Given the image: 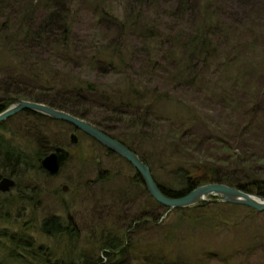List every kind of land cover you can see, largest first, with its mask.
<instances>
[{"label":"rangeland","instance_id":"obj_1","mask_svg":"<svg viewBox=\"0 0 264 264\" xmlns=\"http://www.w3.org/2000/svg\"><path fill=\"white\" fill-rule=\"evenodd\" d=\"M126 1L73 0L70 5L74 19L71 29L73 46L68 55L70 60L65 64L62 59L59 64L54 63L51 68L46 67L45 72L50 74L51 71L52 76L61 74L57 81L60 88L66 86L70 88L71 83L77 81L94 85L97 92L87 93L82 90V102L76 105L81 112L86 111L84 121L94 128H102L108 136L132 147L139 157L150 159L158 175L156 163L169 160L167 157L169 154L165 150L173 141V134L169 133L171 124L164 121L149 128H145L142 123L136 125L134 120L136 112L126 110L118 104V99L126 94L129 84L133 83L141 91L155 90L167 93L172 101L168 107L169 111L177 110L178 104L183 103L204 113L199 119L197 118L198 126L194 123L190 125L192 135L198 138L222 137L223 135L220 134L224 132L221 128L224 129L225 124L231 120L218 113L212 105L215 101L214 97L201 87L205 86L213 90L214 85L219 83L218 87L222 86L229 90L231 84L244 82L242 74L243 72L247 74L251 62L254 63V70L252 69L250 74L253 81L258 82L259 74L264 81V51L258 46L254 51L253 48L246 49L249 55L242 57L245 62H237L231 66L229 59L226 58V45L221 41L220 52L209 59L207 66L196 64V69L186 72L185 79L178 80L172 74L174 67L171 65L177 63L182 55L179 53L177 59L167 58V51L163 52V49L159 48L158 39L150 41L134 33L124 37V42L120 43L121 47L117 52L124 60V64L119 72L117 74L100 72L96 69L97 62L90 61L97 54V50L102 52L106 48L112 50L115 47L113 41L116 40L119 31L113 22L97 21L95 8L102 7L106 13L122 21L125 16ZM263 8L264 0H233L231 6L223 11L225 14L232 11L241 17L250 15L249 20L254 16L259 17L260 14H257L259 12L264 20ZM7 16L8 12L3 18L0 16V22H3ZM161 16L159 13L150 16L153 21L154 19L161 21V25L157 24L160 26L159 29L162 27L161 35L167 37L177 29H181L183 33L188 30L185 22L177 23L176 19L169 17H162L161 20ZM167 27L172 31L166 33ZM185 40L179 39L178 43L184 45L183 43L187 42ZM241 42H245V39L243 38ZM2 52L1 50L0 53ZM11 57L6 58L5 55L0 54V95L10 91L19 92L22 89L15 87L16 82L23 84L26 79L25 76H16L13 72H4L5 66L16 65L17 60ZM148 58L151 62L160 63L165 69L153 71L147 68ZM188 74L193 78L196 76L199 81L191 85L192 79H187ZM7 78L11 79L9 83ZM252 87V92L262 89L259 82L252 83ZM57 92L61 90L58 89ZM47 94L49 92L44 93ZM162 118L165 119L164 116ZM1 128L3 142L8 146L21 148L29 156L41 151L48 152L56 145L69 151L73 162H67L60 174L54 178H48L45 174L37 178L30 171H26L23 179L18 181L14 179L19 189L16 188L9 195H0V218L1 216L6 218L5 221L0 222V264H45L43 259L47 258L42 256L46 254L48 258L51 257L50 264H56L59 258H64L65 261L66 258L63 256L68 253L67 239L61 237L49 239L40 232L41 222L56 216L72 225L74 244L73 249L72 246L70 248L73 260L77 259L79 252L84 257H89L93 252L95 259L97 257L101 259L102 250L98 252L101 249L100 242L108 237L101 232V229L106 227L110 232L111 229L116 228L118 231L116 234L122 235L133 221L139 224L127 232L132 241L138 242L142 247L157 246L164 244L165 235L171 234L172 254L182 261L189 259L193 263L202 260L205 264H218L216 261L212 262V258L207 259L210 262L205 261L203 255L212 253L215 256L221 254L230 257L244 247L247 255L242 256L241 260L245 264H264V211L263 214L257 212L259 215H250L242 209L234 210L233 213L230 211L225 214V218L229 216L226 219L233 223V226L227 229L219 228L218 233L205 231L199 225L184 223L181 217L166 212L165 208L159 206L161 209H157L149 205L146 194L131 183L135 179V170L130 165L121 158L109 154L104 148L65 123L52 120L25 121L20 117H13L3 123ZM8 130H14V133H7ZM71 135L77 138L74 146L69 139ZM256 137L254 140L264 141L262 139L264 134H258ZM187 154L190 153L181 155L174 153L172 154L174 157L169 161L178 163ZM63 186L67 187L65 193L61 190ZM15 233L22 234L21 239L24 242H31L32 245L28 248L24 247V250L11 247L3 236ZM166 249L167 247L163 246L162 251L166 253ZM11 250H15V253L9 257L8 252ZM233 259L236 260V256ZM108 262L105 259L102 264H109ZM123 264L142 263L130 257L126 258Z\"/></svg>","mask_w":264,"mask_h":264},{"label":"trees","instance_id":"obj_2","mask_svg":"<svg viewBox=\"0 0 264 264\" xmlns=\"http://www.w3.org/2000/svg\"><path fill=\"white\" fill-rule=\"evenodd\" d=\"M72 2L73 0H0V16L3 18L8 12V16L3 22H0V51H3L0 54L5 55L6 58L12 56L14 60H17L15 66H5L4 72H13L16 76L26 77L23 84L16 82L15 87L22 90L0 95V114L6 111L10 105L24 101L43 104L84 121L86 111L81 112L79 108H76V105L82 102V90L87 93L97 92L95 86L77 81V83H71L70 88L67 86L60 88L57 81L61 74L57 73V76H52L51 71V75L45 72L46 67L51 68L52 64H59L58 62L62 59L65 64H68L67 62L70 60L68 55L73 46L71 29L74 21L70 8ZM232 3L233 0H127L125 16L122 21L106 13L102 7H96L97 21L113 22L119 33L116 40L113 41L115 47L112 50L106 48L102 52L97 50V54L90 62L96 61V69L100 72L107 71L110 74L114 72L117 74L124 64V60L118 55L120 43L124 42V37L127 35L137 33L150 41L158 39L159 48L163 49V52L167 51V58H176L179 53L182 55L177 63L171 65L174 67L172 74L178 80L185 79L186 72L196 69V64H200L202 67L207 66L209 59L220 52L221 41L227 48L226 58L233 66L237 62L244 61L242 59L244 55H249L246 49L253 48L254 51V48L258 46L261 51H264V20L259 12L257 14L260 16H254L252 20H249L250 15L241 17L232 11H227L228 13L225 14L223 10L231 6ZM262 10L264 14V8ZM155 13L162 15L161 20L169 17L176 19L177 23L185 22L188 30L183 33L181 29H177L167 37L161 35L163 34L161 33L162 27L159 29L160 26H157L158 23L161 25V21L154 18L155 21H153L150 17ZM165 31L166 33L167 31L171 32L172 29L167 27ZM243 38L245 42L242 43ZM179 39H186L187 42L185 40L186 43L181 45L178 43ZM147 56L149 57V55ZM44 59L46 60L44 61ZM149 60L150 58L146 62L147 68L153 71L165 69L160 63ZM253 64V62L249 64L247 74L243 72L242 80L244 82L231 84L229 90L222 86L218 87L219 83L214 85L213 90L205 86L201 87L214 97L215 101L210 103L215 106L218 113L231 120L225 124L224 129L221 128L224 134H219L223 135L222 137L198 138L192 135L190 125L194 123L198 126L197 118L199 119L204 113L183 103L178 104L177 110L169 111L168 107L172 101L167 93L155 90L141 91L133 83L129 84L126 94L118 99V104L126 110L136 112L134 116L136 125L142 123L145 128H149L164 121L165 123L170 122L169 133L173 134V141L171 146L165 150L169 154L167 157L171 160L174 153L179 155L190 153L178 163H172L169 160L164 163L163 161L156 163L158 175L155 173L154 163L150 159L139 157L132 147L108 136L102 131V128H95L135 154L150 169L151 178L161 194L169 199L185 197L196 188L207 184L229 186L248 195L264 198V153H261V151L264 152V141L254 140L258 134H264V81L259 74L257 81L262 89L252 92V83H258H255L250 75L254 67ZM7 79V83H9L11 79ZM187 79H192L191 85L199 81V78L196 76L193 78L191 74L187 75ZM58 89L61 92H57ZM47 92L49 94L44 95ZM214 92L215 94H213ZM18 117L25 121H50L44 116L31 112H23L14 116V118ZM1 127L2 125H0V129H2ZM6 132L14 133V130ZM46 153L41 151L34 156H29L21 148L5 144L0 134V176H11L18 181L26 176V171H30L37 178L43 177L45 173L41 172L39 164ZM69 160V163L73 162V157ZM131 183L146 194L149 205L161 209L154 200L149 198L142 179L136 173L135 179ZM16 188L19 189L18 186ZM240 209L250 215H259L252 209L225 205L219 199L212 197L207 202L192 208L166 209L165 211L181 217V221L184 223L199 225L202 230L218 233L219 228L227 229L233 226V223L226 219L229 216L225 218V214ZM2 220L5 221L6 218L1 216L0 222ZM138 224L132 221L122 235L116 234L118 233L116 228L109 232L108 228L103 227L101 232L108 237L100 242L101 249L98 252L102 250L101 259L99 257L95 259L93 252L89 257H84L79 252L76 256L77 259L74 260L71 259L74 240L70 222L66 223L56 216L42 221L39 227L41 235L44 237L53 240L60 237L66 238L69 243L68 253L63 256L66 258L65 261L62 257L63 259L59 258L56 264H102L105 259L109 261V264H123L125 259L130 257L142 264H205L202 260L192 263L189 259L182 261L176 258L172 254L171 234L165 235L164 244L142 247L138 242L132 241L130 234L127 235V232H130ZM21 235L15 233L4 235L3 238L7 239L11 247L24 250V247L28 248L32 243L24 242ZM161 245L167 247L166 253L162 251L163 246ZM14 253L15 250L9 251V257ZM210 255L211 257H208ZM210 255L204 254L202 258L205 261L212 258L211 261H216L218 264H245L241 258L247 255V252L242 247L239 252L233 253L230 257L221 254L215 256L212 253ZM234 256H236V260L233 259ZM42 257L47 258L43 259L45 264H50L51 257L48 258L47 254Z\"/></svg>","mask_w":264,"mask_h":264},{"label":"water","instance_id":"obj_3","mask_svg":"<svg viewBox=\"0 0 264 264\" xmlns=\"http://www.w3.org/2000/svg\"><path fill=\"white\" fill-rule=\"evenodd\" d=\"M20 112H32L42 115L49 120L65 123L76 132L93 140L101 148H104L115 157L121 158L135 170L139 178L142 179L145 190H147L150 199L154 200V202L162 209L184 210L186 208H192L198 204L204 203L207 199L212 197L219 199L225 205L241 206L250 210L252 209L258 213H262L264 211V198L248 195L235 188L220 184H207L206 186H200L196 188V190L185 195V197L169 199L161 194L153 178H151L150 169L147 168L135 154L118 141L116 142L107 135L105 136L97 128L90 126L85 121L76 117H71L63 111L60 112L45 105H39L31 102H18L8 107L6 111L0 114V124L7 121L11 117L18 115ZM69 139L71 145L74 146L77 143V138L75 136L71 135ZM69 157L70 154L67 150L56 147L53 149V153L44 157L40 161V168L42 171L47 172L49 176L54 177L59 174L60 169L69 161ZM15 186L16 184L13 180L2 179L0 181V192H7ZM66 191L67 187L63 186L62 192L65 193Z\"/></svg>","mask_w":264,"mask_h":264},{"label":"flooded vegetation","instance_id":"obj_4","mask_svg":"<svg viewBox=\"0 0 264 264\" xmlns=\"http://www.w3.org/2000/svg\"><path fill=\"white\" fill-rule=\"evenodd\" d=\"M21 102H24V101H21ZM32 103V102H31ZM13 105V104H12ZM43 105V104H42ZM11 106V105H10ZM9 106V107H10ZM20 113H23V112H20ZM29 113V112H28ZM32 113V112H31ZM19 114V113H18ZM35 114V113H34ZM38 115V114H37ZM17 116V115H16ZM40 116V115H39ZM42 116V115H41ZM11 118H13V117H11ZM46 118V117H45ZM8 121V120H7ZM51 121V120H50ZM53 121V120H52ZM6 122V121H5ZM5 122H3V123H5ZM55 122V121H54ZM3 123H1L0 125H3ZM81 134V133H80ZM82 135V134H81ZM82 136H84V137H86L85 135H82ZM88 138V137H87ZM90 139V138H89ZM93 141V140H92ZM94 142V141H93ZM95 143V142H94ZM95 144H97V143H95ZM98 145V144H97ZM99 146V145H98ZM54 148H56V147H54ZM54 148H52L50 151H48L47 153H46V155L44 156V157H46V156H48L49 154H51V153H53V149ZM60 148V147H59ZM62 149V148H61ZM65 150V149H64ZM69 152V151H68ZM70 154V153H69ZM44 157H42V159L44 158ZM71 158V155H70V157H69V159ZM68 159V160H69ZM70 161V160H69ZM68 161V162H69ZM41 163V162H40ZM65 165V164H64ZM39 167H40V164H39ZM64 167V166H63ZM62 167V168H63ZM61 168V169H62ZM61 169H60V171H61ZM40 170H41V168H40ZM60 171H59V174H60ZM41 172H44V171H42L41 170ZM45 173V175L48 177V178H54V177H56V176H58V175H56V176H54V177H51V176H49L48 174H47V172H44ZM136 173V172H135ZM2 179H8V180H13L14 182H15V180H14V178H12L11 176L9 177V176H0V181L2 180ZM15 184H16V182H15ZM16 187H17V184H16V186L14 187V188H11L9 191H7V192H0V195L1 196H5V195H9L12 191H14V190H16ZM62 190V189H61Z\"/></svg>","mask_w":264,"mask_h":264}]
</instances>
